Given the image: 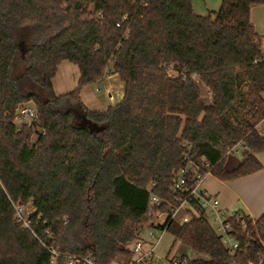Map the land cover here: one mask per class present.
<instances>
[{
    "label": "trees",
    "instance_id": "trees-1",
    "mask_svg": "<svg viewBox=\"0 0 264 264\" xmlns=\"http://www.w3.org/2000/svg\"><path fill=\"white\" fill-rule=\"evenodd\" d=\"M258 6L223 0L199 15L193 0H0V264H131L148 230L188 248L186 264H264V214L229 220L232 252L190 197L194 175L176 187L192 165L220 181L262 169ZM64 62L80 78L57 95ZM109 69L124 97L92 111L82 90ZM26 106L30 127L16 123ZM238 144L242 157L228 153ZM185 201L197 212L187 223L172 217ZM16 206L30 209L29 227Z\"/></svg>",
    "mask_w": 264,
    "mask_h": 264
},
{
    "label": "built area",
    "instance_id": "built-area-1",
    "mask_svg": "<svg viewBox=\"0 0 264 264\" xmlns=\"http://www.w3.org/2000/svg\"><path fill=\"white\" fill-rule=\"evenodd\" d=\"M36 120V110L31 106H26L19 110L16 123L18 125H26L27 127H30ZM258 128L262 132L264 131V121L259 125ZM246 152H248V148L243 144H238L232 149H230L228 153L240 157ZM203 162L206 168H210V165L206 163L205 160H203ZM189 174H193L196 181V187L191 191L190 197L192 198V200L197 201L200 207L201 215L213 225L218 234L221 236L223 243L227 246V248L232 252L236 251V249L238 248V244L230 233L231 225L229 223V220L235 217L236 215L232 217H227L221 209V203L219 199L215 195H212L209 192L200 189L201 182L210 173H207V175L203 176L197 166L192 165L191 167H187L181 170L180 177L176 186L177 188L181 189L186 185V179ZM185 202H183L181 206ZM159 204V199L156 196H152L150 200V208L152 209ZM179 208L172 209L173 218H175V215L178 212ZM15 210L17 220L22 223L25 227H29L27 217L30 215V209L23 206H16ZM166 220L167 217L165 215H160L161 224L166 223ZM184 222H189V219L185 218ZM155 231L156 230L145 231V233L148 232L146 238L152 243L151 245L147 244V241L144 236L142 237V239L138 240L133 245L132 252L134 254V258L131 264H186V258L179 260L172 257H168L165 260L156 259L155 252L160 243V239H157ZM52 253L56 257L59 256V253L55 249L52 250ZM82 262L84 264H95L94 260L91 258H84L82 259Z\"/></svg>",
    "mask_w": 264,
    "mask_h": 264
},
{
    "label": "rangeland",
    "instance_id": "rangeland-1",
    "mask_svg": "<svg viewBox=\"0 0 264 264\" xmlns=\"http://www.w3.org/2000/svg\"><path fill=\"white\" fill-rule=\"evenodd\" d=\"M223 0H193L196 13L199 15H207L209 12H218ZM251 20L256 27L257 32L262 36V44L264 50V6H258L251 12ZM112 69H109V75L101 81L89 85L82 90V100L88 105L92 111L106 109L120 103L124 97V84L119 76L110 74ZM78 73L77 66L64 62L60 67L58 74L54 80V90L57 95H63L74 91L78 87ZM211 99H209L210 101ZM242 157V155L240 156ZM207 183L211 185L216 178L214 176L206 179ZM188 210H192L197 214L195 208L191 203L185 202L175 215V219L184 222L185 218L190 219ZM227 217H230L226 215ZM157 239H160L158 249L156 251L157 260H165L172 256L175 259H181L183 256L192 257L191 251L184 249L179 243H175L174 237L169 233L155 231ZM148 235V232L144 234ZM157 242V240H156ZM174 254V255H173Z\"/></svg>",
    "mask_w": 264,
    "mask_h": 264
},
{
    "label": "crops",
    "instance_id": "crops-1",
    "mask_svg": "<svg viewBox=\"0 0 264 264\" xmlns=\"http://www.w3.org/2000/svg\"><path fill=\"white\" fill-rule=\"evenodd\" d=\"M78 78H80V72L78 73ZM85 106L88 107L87 104ZM256 158L261 163L262 169L252 175L231 181H220L216 178V181L209 185L206 179L213 176L209 174L201 182L200 189L215 195L219 199L221 209L225 215L232 217L236 214H245L257 219L264 214V153L257 154ZM144 238L148 245L152 244L145 235Z\"/></svg>",
    "mask_w": 264,
    "mask_h": 264
}]
</instances>
